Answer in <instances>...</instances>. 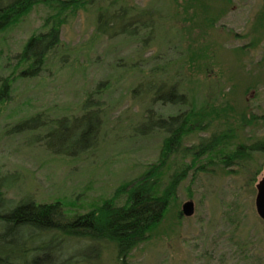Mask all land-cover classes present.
<instances>
[{
	"label": "rangeland",
	"instance_id": "374dc122",
	"mask_svg": "<svg viewBox=\"0 0 264 264\" xmlns=\"http://www.w3.org/2000/svg\"><path fill=\"white\" fill-rule=\"evenodd\" d=\"M110 2L114 0H98L67 14L60 44L36 78L18 76L15 56L30 36L43 31L51 10L35 6L17 24L0 32V78L13 79L10 98L0 106V179L5 185L0 215L27 200L61 201L68 217L86 213L159 160L165 134L144 132L148 113L152 119L166 118L188 106L151 100L152 91L144 89L155 69L156 86L166 82L189 102L208 104L200 127L182 138L178 150L209 146L215 140L227 149L213 150L212 163L202 159L187 171L168 214L125 264H264V221L254 206L255 185L264 175V156L254 157L247 168L221 163L224 155L248 143L251 136L264 137L260 119L264 116V0H209L210 17L215 21L203 31L193 27L172 0H119L135 11L153 10L155 27L144 48L131 37L96 33V9ZM196 49L202 51L197 64L191 59ZM102 82L107 88L94 95ZM138 86L141 90L134 94ZM88 95L98 104L94 109L101 116L97 136L92 141L73 136L67 143L76 126L71 118L82 113ZM32 117L33 127L19 128ZM64 118L70 123L57 122ZM96 125L95 117L86 123ZM90 142L94 146L83 151L82 146ZM50 147L72 153L62 156ZM166 161L156 181L160 189L180 169L186 170L190 158L183 161L173 153ZM124 199L120 197L117 204ZM187 201L194 205L190 217L180 215ZM15 239L0 240V254L15 249L18 260L22 249L7 244ZM17 240L31 255L26 260L44 253L39 264L50 260L52 264H119L116 247L107 241L91 243L46 231L27 232ZM44 243L54 248L44 250Z\"/></svg>",
	"mask_w": 264,
	"mask_h": 264
},
{
	"label": "trees",
	"instance_id": "16d2710c",
	"mask_svg": "<svg viewBox=\"0 0 264 264\" xmlns=\"http://www.w3.org/2000/svg\"><path fill=\"white\" fill-rule=\"evenodd\" d=\"M98 0H0V32H3L17 24L23 17L31 12L38 5H43L51 10L52 14L48 15L42 25L43 31L30 36L24 43L21 52L15 56L16 69H19L18 76L20 78H36L40 75L46 65V61L51 52H53L60 44L61 27L66 22L65 19L70 12L76 13L79 8L85 5L93 4ZM119 0L108 3V5L97 7L96 9V33L100 36L114 38L120 35L131 37L143 48L151 40L153 29L155 27L153 10L145 9L135 11L132 7L119 4ZM179 9H182L188 15V19L193 27H199L201 31L212 28L215 18H211V8L208 6L209 0H172ZM206 27V28H205ZM193 29V28H192ZM147 35L143 37L144 33ZM210 45H207V48ZM206 45L203 51H206ZM192 52V63L198 62L201 49ZM63 67L67 63L60 60ZM164 73V69L157 70ZM156 70L153 69L149 75L152 82L146 85L145 92L152 91V101H160L163 105H172L183 108L177 113L169 115L166 118L157 117L152 119V115L148 113L146 118L147 126L144 132L159 131L164 132L165 137L162 142L160 159L149 164L136 179L124 182L110 198L104 199L100 205L94 209L83 213L75 214L72 217L67 216V212L62 208L61 201L51 203H35L27 200L19 203L9 210V213L0 215V228H5L0 232V240L8 241L9 237L15 239L10 248L19 245L22 251H19V259L13 249L3 251L0 254V264H39L42 261L41 255L33 254L32 261L26 260L27 256H31L23 249L21 242L17 239L25 237L28 232H53L66 237L88 240L91 243L111 242L116 247V257L119 264H125L129 254L139 245L146 242L150 233L163 221L173 201L176 199L177 189L181 181L185 178L187 171L194 168L202 159H209L212 163L211 154L213 150L227 149L224 143L215 140L208 145L200 146L195 149L178 150V145L182 138L189 132L199 128L200 121L208 104L197 102V100L189 102L185 94L177 91L174 85H167L166 82H159L156 86L154 83ZM13 79L11 76L0 78V106L10 98L11 85ZM108 84L102 82L96 88V94H100L102 89L107 88ZM141 87L138 86L132 90L135 94L140 92ZM90 95V94H89ZM88 95L82 102L81 114L71 118L76 123L74 133L71 131L67 138V143H71L73 136L76 140L92 141V136H97L100 125V114L94 107V100ZM95 105V106H94ZM92 117L97 119L96 127L86 126ZM264 123V116L260 117ZM35 118L19 125V128L33 127ZM70 120L64 118L57 122H65L69 124ZM141 127V129H142ZM69 145V144H68ZM94 146L93 142L83 145V151ZM219 149V150H220ZM50 150L55 153L70 154L68 150ZM179 154L184 161L190 158L189 164L176 172L167 182L163 189L157 185L160 171L162 172L167 157L171 154ZM264 156V137L259 139L251 136L250 141L246 144L236 146L228 155L222 157L224 167L235 166L238 168H247L248 164L254 160L256 156ZM203 169V166H200ZM0 179V210L3 211L5 204ZM125 197L121 205L117 204L120 197ZM182 215V213H180ZM183 216V215H182ZM34 241V240H33ZM31 242V241H30ZM40 242L39 244H42ZM54 245L47 244L42 246L45 250L47 247L52 249ZM93 246V244H92ZM95 248V246H93ZM5 248H7L5 246ZM35 247L33 246V249ZM6 250V249H5ZM36 250V249H35ZM5 252V254H4ZM48 264H52L51 260ZM54 264V263H53ZM65 264V263H64Z\"/></svg>",
	"mask_w": 264,
	"mask_h": 264
},
{
	"label": "water",
	"instance_id": "95a60500",
	"mask_svg": "<svg viewBox=\"0 0 264 264\" xmlns=\"http://www.w3.org/2000/svg\"><path fill=\"white\" fill-rule=\"evenodd\" d=\"M256 195L254 198V206L257 216L264 221V175L255 185ZM194 205L192 202L187 201L182 204L181 213L185 217L193 215Z\"/></svg>",
	"mask_w": 264,
	"mask_h": 264
}]
</instances>
